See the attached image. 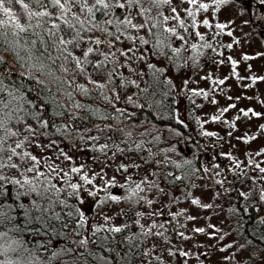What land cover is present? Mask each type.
I'll use <instances>...</instances> for the list:
<instances>
[{"label":"snow or ice","instance_id":"6c2138e0","mask_svg":"<svg viewBox=\"0 0 264 264\" xmlns=\"http://www.w3.org/2000/svg\"><path fill=\"white\" fill-rule=\"evenodd\" d=\"M233 3H238V0H211L210 3L205 0H0V264H54L58 260L60 264H152L153 259L158 264H173V260L188 264L189 258L193 256V252L187 247L189 242L197 249L195 259L199 260L202 256L204 261L209 260L212 255L207 251H199L206 244L208 248L220 245L217 249L220 253L234 248L235 240L227 244L221 242L232 231L239 233L243 229L247 222L243 215L235 221L236 228L228 231L212 223L196 226L195 222L201 218L199 213L188 214V208L171 211L172 203L181 200V197H173L164 205L169 209V219H154L164 216L162 209L136 211L131 219L139 231L117 238L115 234L124 233L131 225L125 222L121 226H113L110 222L116 216L127 217V212L121 208L115 216L108 215L102 210L104 204L125 202L131 208L143 202L147 209H151L155 200L144 193H152L156 189L159 193L168 194L160 186L159 180L176 184L177 181L189 179L199 169L188 167L193 163L190 159L181 162L170 160L167 153L176 151L172 145L161 150L164 153L161 160L155 159L151 149H147L148 156L140 159L145 164L157 166L171 164L182 175H175L173 171L164 172L163 169L159 172L149 169L139 181L133 179L134 173L127 175L124 183L117 182L115 176L105 180V169L112 166L118 153L129 163L121 161L116 165V172L129 173L130 168L138 170L142 167L134 157L128 155L133 151L131 145L128 148L120 147V144H128L132 140L133 131L110 124H95L98 131L111 129L114 133H120L124 139L117 142L110 135L107 140L111 144H89L88 141L99 142L100 136L93 135L86 139L79 130V122L88 120L90 116L123 123L121 117L124 116L125 109L116 106L121 98L117 89H126L129 84L144 93L141 97L143 103L134 101L132 95L126 97V103L140 109L155 107L159 111V119H168V115L162 110L163 99L176 89V85L172 79L167 78L170 75L167 65L171 63L179 69L187 65L189 60L195 65L199 62V57L204 55L201 48H213L211 43H191L192 54L182 57L181 52L188 50L185 48L188 40L180 34V30L189 36H193L194 32L195 37L204 41V35L195 31L198 27L197 15L200 12L208 13L212 8L219 12L223 6ZM257 5L264 6V0H252L249 7L258 11ZM164 8L168 9L167 14L162 10ZM182 12L185 15H181ZM200 23L205 28L213 27L208 19H202ZM230 23H216L214 27L223 32ZM141 32L144 35H133ZM227 35L232 36L233 33L229 31ZM172 38L182 43L173 47ZM149 45L150 47H146ZM227 47L231 48L232 45ZM141 48L144 50L141 51ZM137 52L140 53L138 56ZM149 53L156 58V62L149 60ZM181 59L184 65L179 63ZM227 59L232 65L231 75L238 80L244 79L236 71L237 62L230 56ZM243 59L247 61L252 57L245 55ZM130 62H144L150 70L151 80L146 82V88H141L136 80L120 71L124 69L141 78L146 75ZM222 62L212 61L215 64ZM117 77L119 83L116 82ZM202 79L212 80L215 85H223L227 77L213 80L209 74ZM251 80L255 84L257 80H264V77H251ZM187 83L185 80L184 85ZM158 95L161 99H155ZM191 95H202L207 99L209 92L203 89L191 90ZM77 96L83 97V101L78 100ZM227 98L233 99L231 96ZM87 101L103 102L119 115L113 116L107 107L102 113L98 106ZM210 102L217 103L215 99ZM163 107L170 108V105ZM235 107V104H229L220 109L219 115H213L211 121L222 122L230 129H235V121L241 119L240 115L232 122L223 119L224 113ZM239 111L243 117L249 118L250 114L257 118L264 115L251 108ZM176 122L182 123L179 120ZM139 126L142 124L127 125L129 129ZM259 130L264 134V124L259 125ZM91 131V128L84 129V132ZM169 131L177 136L181 135L173 129ZM73 132L80 133L78 139L86 147L72 139ZM227 134L231 136L232 131ZM140 135L152 136V132L146 130ZM203 135L213 137L217 133L205 131ZM57 136L58 139H53ZM152 139L159 140L160 136ZM237 139H243V143L248 144L257 137L245 134L244 138ZM65 141L69 150L75 149L77 153L91 152L92 155L80 156L79 159L84 162L77 164L74 155H69L68 151L60 147ZM132 143L139 150L143 141ZM35 149H39L40 154H34ZM48 150L55 153V156L45 155ZM221 155L232 162L228 171L233 173V179L228 180L225 176L214 180V184L227 193L235 192L238 202L243 201L241 207L245 214L249 208L255 210L259 219L250 231L259 242L264 243V215H260L264 207V166H261L264 161L255 159L264 155V149L246 153V163L236 159L231 153ZM88 160L98 164L100 170L96 171ZM66 162L67 170L62 167ZM212 168L219 169L220 165L212 164ZM249 168L255 173L254 176H249ZM203 171L207 173L210 169L205 167ZM220 175V171L214 173V176ZM98 179L104 181L102 187L96 183ZM247 180L251 184L248 185V190H242L240 185H244ZM225 181L232 187H225ZM58 184L62 186L58 187ZM196 186L194 183L189 185ZM115 187L123 189L124 194L113 195L110 189ZM203 187L210 189L211 186L205 184ZM98 192L106 195L100 198ZM83 193L87 195L83 196ZM220 195L219 190H213L212 200L218 199ZM88 197L92 198L91 204L87 203ZM188 198H191V205L197 209L212 210L219 215L216 209L221 208V205L202 202L201 198L192 197L191 192H185L183 199ZM70 199L72 203H69ZM227 211L235 215L238 210L231 206ZM87 212H92L93 215L89 216ZM97 217H101L102 222ZM181 217L192 222V227L179 223ZM144 219L150 223H141ZM207 219L211 220V216ZM221 223L225 224V228L229 227L226 221ZM179 229H186L195 236ZM209 229L212 231L209 232ZM25 235L47 236L49 239L46 243L38 241L36 245L29 247L30 241L22 238ZM201 235L215 243L197 240L196 236ZM53 239L66 243L52 249L50 256L41 261L36 253L40 249L47 251ZM247 243L251 244L252 241ZM141 245H145L147 250L142 251ZM153 253L158 254L153 257ZM220 259L235 261V264H264V247L258 244L249 249L245 244H240L235 251Z\"/></svg>","mask_w":264,"mask_h":264},{"label":"rangeland","instance_id":"374dc122","mask_svg":"<svg viewBox=\"0 0 264 264\" xmlns=\"http://www.w3.org/2000/svg\"><path fill=\"white\" fill-rule=\"evenodd\" d=\"M244 1L243 3H241ZM249 0H238V3H233L230 5L223 6L219 12H216L214 8L210 9L208 13L200 12L197 15V21H198V27L195 29V31H199L202 35H204L205 40L200 41L198 37L189 36L187 33H184L183 30H180V34L185 36V39L188 40V44L191 43H197V44H203L207 43L209 41V28H205L200 21L202 19H208L209 22L216 23H229V27L225 28L224 34L221 37L222 42L225 44L227 49V57L222 59H214L216 61H223L222 63L215 64L212 63L213 60L210 62H207V51H205V48H201L200 50L204 53L203 56L199 57V62L192 65L191 60L188 61L187 65H184V61L181 59L179 60V63L181 65H184L177 69L174 65L169 63V70L170 75L173 77L174 81L176 82V103H177V110L176 114L182 121L187 120V108H186V102L189 97L191 96V90H200L203 89L205 91L209 92V96L207 98V101L200 105V107L197 109V113L200 115V120H202L203 127L205 131L207 132H215L217 133L216 136H218V143L216 146L218 151L217 158L224 159L226 156L221 155V153H231L233 157L236 159L243 161L244 163L247 162L246 159V153H255L260 151L261 149H264V134H262L259 130V125L264 124V115L261 117H243L242 113H240V109H253L256 112H260L264 114V80H257L255 84L252 83L251 77H264V41L262 40L259 31L258 26L259 24H264V6L257 5L258 11L250 8H246L244 5ZM252 1V0H250ZM205 2H211V0H205ZM187 7V5H185ZM166 14L168 12L167 8L162 9ZM181 15H185L183 12ZM247 21V23H245ZM211 24V23H210ZM258 24V25H257ZM191 30V29H190ZM231 31L233 33L232 36H228L227 32ZM133 35H144L143 32L141 33H133ZM148 38V37H146ZM175 40V38H174ZM239 41V43H237ZM176 43L181 44V41L175 40ZM216 45L218 44L216 41H213ZM126 44H130V42L125 41ZM212 44V45H215ZM231 44L232 47L228 48L227 45ZM177 45V44H176ZM215 45V46H216ZM119 46V45H118ZM137 47H139V44L137 43ZM149 47V46H148ZM221 48V47H220ZM188 49V47H187ZM144 49L141 48V51ZM209 52L213 53L214 50L210 49ZM223 53V51H222ZM140 53L137 52L136 56H138ZM191 49L189 48L187 52L185 53V56H190ZM226 54V53H225ZM247 55L252 57V59L245 61L243 57ZM206 56V57H205ZM231 57L232 60H235L237 62V68L236 71L239 74L240 77H243L244 79H237L236 76L231 75L232 73V65L231 62L228 61V57ZM225 57V55H224ZM148 58L151 62H156V58L151 57L150 53L148 54ZM123 59V58H121ZM133 61H135V57H133ZM182 61V63H181ZM132 63V66L138 69H142L145 72L146 65L144 62H130ZM125 76H128L132 80H136L140 85L142 83L143 77H138L127 70L121 69ZM209 74H211L213 80H219V79H227L225 80V83L223 85H215L212 83V80L208 79H202V77H207ZM187 80V85H184V81ZM116 82L119 83V78H116ZM183 86V87H182ZM122 95H120V101L130 106L131 103H126V97L129 95H132L137 92V88L129 84L126 89L121 88ZM228 96H231L233 99L228 100ZM201 96H195L194 98L196 100L201 99ZM239 97V99H237ZM251 97V99H249ZM193 99V98H192ZM215 99L217 101L216 104H212L210 101ZM134 100V96H133ZM191 100V99H190ZM194 105L195 103L192 102ZM191 104V105H192ZM229 104H235L236 107L230 109L227 113H224L223 119L228 120L229 122H232L237 115L241 116L240 120H236V128L230 129L227 124H224L222 122H212L211 117L213 115H219V110L227 107ZM207 121V122H206ZM232 131V135L228 136V132ZM87 134V133H84ZM245 134L248 136L255 135L257 139L251 140L248 144L243 143V139H237L238 137L244 138ZM90 135V134H89ZM173 135V134H172ZM214 137V136H213ZM213 137H211L213 139ZM59 137H53V139H58ZM47 142V141H45ZM160 147V144L157 145ZM64 148L65 151H68L69 155H74V158L76 159V163H83L84 161L80 160V156L87 155L89 156V153H77L75 149L69 150L68 147L61 146ZM215 150V148H214ZM52 154V152H50ZM172 153V152H170ZM55 156V153L52 154ZM227 159V158H226ZM258 161H264V155L255 157ZM89 164L93 165L96 171H99V165L95 164V162L88 160ZM117 162L115 161L110 168H106V176L104 177L105 180L111 178L112 176L116 177L117 182L120 183L121 180H119L118 172L115 171ZM261 166H264V163L261 164ZM65 170H67V162L65 164ZM133 179L139 181L144 175H146L147 170L145 168H140L136 170H132ZM249 176H254L255 173L249 172ZM156 179V178H154ZM75 181V177H74ZM200 181V180H199ZM96 183H99L102 187L104 184V181L97 180ZM160 183V182H159ZM201 182H198L196 187L190 188L188 191H184L178 188H165V193H159L156 189H153L152 193H144V195H148L150 198H153L155 200V203L153 204L151 209H147L146 205L141 202L140 204L135 205L134 207L129 206L128 203L121 202L120 204H112L111 202L104 204L105 206H102V210L106 211L108 215L115 216V213L118 212L121 208H123L127 215L130 214L131 217H119L116 216L114 220H112L110 223L113 226H120L123 223L129 221H132L133 214L136 211H155L158 209H162L164 211L163 219H168L169 217V209L165 208L164 205L168 204L173 197H181V200L172 203L171 205V211L175 212L180 208H188L189 213L196 215L197 213L200 214V219L195 222L196 226H206L208 223H212L216 225L217 227L225 229V231H228L230 229H234V225L232 222V217L227 212L226 206H228L227 200H220L215 199L212 200L213 192L211 189H205ZM162 184V183H160ZM251 184L250 180H247L244 185H240L242 190H248V185ZM59 186H62L61 184H58ZM110 192L113 195H123L124 190L115 187L110 189ZM185 192H191L192 197H199L201 198L202 202H213L214 204H219L222 207L216 209V213H219V215H216L212 212V210H202L197 209L195 206L191 205V198L183 199V194ZM83 196H86V193L82 194ZM98 197L103 198L106 194L104 192H98ZM87 203H92V198H87ZM109 204V205H107ZM89 216H92V212L86 213ZM211 216V220H208L207 217ZM154 219H157L158 221L161 220L160 217H154ZM101 220V218L99 219ZM221 221H226L228 224V228H225V224L221 223ZM102 222V220H101ZM179 223H185L188 225V228L192 227V222L186 221L183 217L179 218ZM141 223H150L149 220L144 219L141 221ZM177 223V222H173ZM131 225L132 230L139 231V228L137 225L133 224L132 222H129ZM168 226V225H167ZM170 227V226H169ZM180 231H185L188 235L195 236L194 233L188 232L186 229H179ZM209 232L212 230L209 229ZM197 240L205 241L207 238L203 235L196 236ZM236 241V244L234 245V248L229 250L226 253H220L217 251L218 247L220 245H217L215 248H208L207 244L204 248L199 249V251H207L212 253L211 258L207 261H204V258H201L199 260L195 259V255L197 253V249L192 247V243L189 242L187 244V247L193 252V256H191L188 260V264H201L203 261L204 264H235V261H221V257L225 255H229L232 251H235L236 248L239 247L241 243L239 236L235 231H232V234L224 241H222V244L231 243L233 241ZM207 243H215L214 240H207ZM146 247V246H145ZM158 253H154V255H157ZM36 255L40 257L41 261H43L47 256H42L41 252H37ZM239 257V253H237V258ZM173 264H180L178 260H173Z\"/></svg>","mask_w":264,"mask_h":264},{"label":"trees","instance_id":"16d2710c","mask_svg":"<svg viewBox=\"0 0 264 264\" xmlns=\"http://www.w3.org/2000/svg\"><path fill=\"white\" fill-rule=\"evenodd\" d=\"M243 2L244 1H242L241 3H243ZM251 2L252 1H250V0L247 1L244 6L246 8L247 7L250 8L249 5ZM210 23L213 25V27L209 28V38H210L209 40L216 41L218 44L216 45L213 41L207 42V43H211V44L216 45V46L212 45L213 46L212 49H214L213 53L209 52V50H210L209 48H205V51H207V55H208L207 57L205 56L207 58V62H210L211 60H214L216 58L217 59H219V58L224 59L227 57L226 46L221 40V37L224 34V31L221 32L219 29H216L214 27L215 24L213 22H210ZM227 31H229V30H227ZM258 31H259V34H260L262 40L264 41V24L263 25L259 24ZM148 38L151 39V37H148ZM190 44H191V42L188 45H185V48L188 47V49H189ZM172 46L173 47L178 46V43L175 42L174 38H172ZM146 47H148V46H146ZM149 47H150V45H149ZM165 51H168V50L165 49ZM222 51H223V53H222ZM186 52L187 51H182L180 55L183 57V56H185ZM169 55H171L170 52H169ZM224 55H225V57H224ZM181 63H182V61H181ZM192 65H193V63H192ZM167 67L169 69V65H167ZM145 73H146V75L143 77L142 83L140 85L141 88H146L147 87L146 82L151 80V72L149 69H147V67L145 69ZM167 78L172 79L173 83L176 85V82L174 81V79L171 75H169ZM176 90L177 89L173 90L167 98L163 99V105H170V108H165L162 105V110L165 114L168 115V117H169L168 119H159L158 118L159 111L155 107L140 109V108L134 107L132 104L130 106L125 105L119 100L117 102L116 106L118 108L125 109V114H124V116L121 117V121H123V123H118L114 119H110V120L105 121V120L98 119L97 117L90 116L88 120L83 121V122H79V130H80V132H83V134L87 133V134H84L86 139L90 136H93V135H99L100 136L99 142L88 141L89 144H97V143L103 144L106 142L111 144L112 142L107 140V137L110 135L114 136V138L116 139L117 142H119L121 139H124V137H122L120 135V133H114L111 129L106 128L103 132L98 131L94 126L95 124H100L102 126L105 124H110V125H113L114 127L118 126V127L125 128L126 131L132 130L133 131L132 140L129 141L128 144H120V147L128 148L131 145V147L133 148V151L128 153V155L134 157L136 159V161L142 165V168H145L146 170L152 169V170H155L158 172L161 171V169H163L164 172L173 171L175 175H182L181 171L175 170L171 164H168L167 166H164V165L157 166L155 164H145L143 162V160L140 159V157H142V156H148L149 153H148L147 149H151L152 153L155 154V159L161 160L164 157V153L161 150L169 148L170 146L174 145L176 148V151L172 152V153L168 152L167 157L170 160H176L178 162H181L184 159H190L193 161V163L191 166H188V167L199 169V171L195 172L193 175H190V178L183 180V182L177 181L176 184H169L167 181L159 180L158 182L162 183V184H160V186L163 188L170 187V188H178V189H181L184 191H188L190 188H192V187H189V185H191L193 183L196 185L198 182H201L200 184H202L203 186L205 184L210 185L211 186L210 189L212 190V192H213V190H219L221 193L219 199L222 201H224V200L228 201L229 205L226 206V209H228L231 206H235L236 209L238 210L235 215L230 214L227 211L230 214V216L232 217L234 229L236 228L235 221L237 219H239V217L241 215H243L244 220L247 221L246 223H244V227L239 233L235 231L237 233V235L239 236L241 243L245 244L246 248H249V249L255 248L258 244L260 247H264V243L259 242L255 238V236L253 235L252 231H250V229L257 223V221L259 219V216L255 212V210L253 208H249L248 212L245 214L243 212L242 207H241L243 201L239 200V202H238V198H235L236 197L235 192L227 193L219 185L214 184V180L223 179L225 176H227L228 180H232L233 179V173L228 171V168L232 167V162H230L226 158H224V159H221L219 157L217 158L218 151H216L217 148L215 145H217V143H218L217 142L218 139H216V138H219V137L214 136L212 139L211 137L203 135V132H205V129H204V127L201 128V124H202L201 121L202 120L199 119L200 115L197 113V109L200 107L201 104L205 103L207 101V99H205L201 95V97H200L201 99L196 100L194 98L195 96L191 95L192 96L191 100H190V98H188V100L186 102L187 120L182 121V120H180V118L176 114V110H177ZM117 91L119 92L120 95H122L121 88H118ZM149 91H151V89H149ZM109 95H111V93H109ZM133 96H134V101H136L137 103H143V99H141V97L144 96V93H140L139 89H137V92H135L133 94ZM77 99L83 101V97L77 96ZM155 99H161V97L158 95L155 97ZM87 102L90 104H93L94 106H98L101 109L102 113H103L104 109L107 107V110L109 112H111L113 116L119 115V113L115 112L114 109L106 106L103 102H98V101H95V102L94 101H87ZM192 102L195 104L193 105ZM198 105H199V107H198ZM129 113H131L133 115L129 116L128 115ZM82 114L88 115L87 113H82ZM177 120L182 121V123H177L176 122ZM132 124H135V125H141L142 124V126L136 127L135 129H129L127 127V125H132ZM153 125H155V127H153ZM85 128H91L92 131L91 132H84ZM169 129H173L176 132L181 133V135L177 136L174 134V132L169 131ZM146 130H151L152 136L140 135V133L145 132ZM79 134H80L79 132H73L72 139H75L76 143L81 145L82 147H86L87 145H83L82 142L78 139ZM157 135L160 136L159 140L152 139V137L157 136ZM132 141H135L136 143L143 141L141 149L137 150L135 148V144L132 143ZM149 141H151V142H149ZM158 144H160V147L157 146ZM61 146L68 147L67 141H65L64 143H61ZM214 148H215V150H214ZM50 152H51V150H48L44 154L45 155L51 154ZM34 154H40V150L35 149ZM52 154H54V153H52ZM91 155H92V153L90 152L89 156H91ZM97 155H99V153H97ZM109 155H111V151H109ZM101 158L103 159V157H101ZM115 161L117 162V164H119L121 161H123L125 164L129 163V161L122 154H119V153L117 154ZM212 164H219L220 168L219 169L212 168ZM62 167H65V165H62ZM111 167L113 168V166H111ZM205 167H208L210 169V171L205 173L203 171V169ZM132 170H136V169L130 168L129 173L118 172L119 180H121L120 183L125 182V177L129 174H132ZM186 170H187V168L185 169V171ZM217 171L221 172V175L218 177L214 176V173ZM236 171H239V170H236ZM248 171L252 172V170L250 168L248 169ZM154 178L157 179V177H150V179H154ZM53 182L56 183V181H53ZM258 185H259V182H258ZM57 186L59 187V185H57ZM225 187L230 188V187H232V185L228 184L227 181H225ZM72 202L73 201L70 199L69 203H72ZM107 205H109V204H107ZM103 206H105V205H103ZM59 210L60 209L58 208L57 211H59ZM260 215H264V207H262ZM127 217H131V215L128 214ZM100 218L101 217H97L98 220ZM129 219H127L128 220L127 223L132 222V221H129ZM160 219L162 220L163 217H160ZM169 226L171 227V225H168V227ZM133 231H135V230L128 228V229L124 230V233L115 234V235L117 236V238H119L121 235L130 234ZM22 238L25 241H30L29 247L36 245L38 241L46 243L49 239L47 236L29 237L27 235L23 236ZM249 240L252 241L251 244L247 243V241H249ZM63 243H66V241H63L60 239H53L51 247L47 251L45 249H40L39 252H41L42 256L48 257V256H50L52 249L57 248L59 245H61ZM141 250L142 251L147 250L145 245H141ZM152 255H153V257L155 256L154 253ZM66 258L67 257H65V259ZM201 258H203V257L201 256ZM54 264H60V261L59 260L55 261ZM152 264H158V262L153 259Z\"/></svg>","mask_w":264,"mask_h":264}]
</instances>
